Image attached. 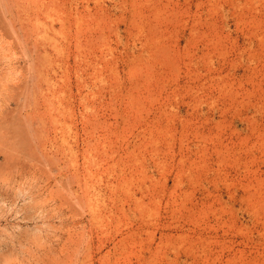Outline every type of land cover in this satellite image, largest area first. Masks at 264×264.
<instances>
[{"label": "rangeland", "instance_id": "obj_1", "mask_svg": "<svg viewBox=\"0 0 264 264\" xmlns=\"http://www.w3.org/2000/svg\"><path fill=\"white\" fill-rule=\"evenodd\" d=\"M0 264H264V0H0Z\"/></svg>", "mask_w": 264, "mask_h": 264}, {"label": "bare ground", "instance_id": "obj_2", "mask_svg": "<svg viewBox=\"0 0 264 264\" xmlns=\"http://www.w3.org/2000/svg\"><path fill=\"white\" fill-rule=\"evenodd\" d=\"M51 1V0H50ZM92 1V0H91ZM94 1V0H93ZM96 1V0H95ZM125 1V0H124ZM115 2V1H114ZM152 2V1H151ZM47 3V2H46ZM52 4H53V2H51ZM56 3V2H55ZM121 3H123V2H121ZM35 5H36V3H34ZM48 4H50V3H48ZM216 4V3H215ZM84 5V4H83ZM27 6V5H26ZM58 6V5H57ZM123 6V5H122ZM37 7V6H36ZM44 7V6H43ZM53 7V6H52ZM55 7V6H54ZM124 7V6H123ZM263 7V6H262ZM38 8V7H37ZM152 8V7H151ZM158 8V7H157ZM156 8V9H157ZM51 9V8H50ZM50 9H49V11H50ZM101 9V8H100ZM134 9V8H133ZM212 9V8H211ZM34 10V9H33ZM44 10V9H43ZM54 10V9H53ZM38 11V10H37ZM47 11V10H46ZM36 12V11H35ZM40 12V11H39ZM53 12V11H52ZM84 12V11H83ZM138 12V11H137ZM43 13H44V11H43ZM139 13H140V11H139ZM152 13V12H151ZM91 14V13H90ZM157 14V13H156ZM43 15V14H42ZM60 15V14H59ZM64 15V14H63ZM141 15H143V14H141ZM145 15V14H144ZM36 17H37V15H35ZM82 16V15H81ZM80 16V17H81ZM138 15L136 14V17H137ZM46 17V16H45ZM86 17H88V15L86 16ZM149 17V16H148ZM156 17V16H155ZM240 17V16H239ZM29 19V18H28ZM39 19V18H38ZM75 19H76V17H75ZM99 19V18H98ZM150 19V18H149ZM165 19V18H164ZM44 20V19H43ZM90 20V19H89ZM145 20V19H144ZM241 20V19H240ZM28 21V20H27ZM32 21V20H31ZM78 21V20H77ZM141 21V20H140ZM243 21V20H242ZM259 21V20H258ZM29 22H30V20H29ZM98 22H100V21H98ZM46 23V22H45ZM56 23V22H55ZM60 24V23H59ZM63 24V23H62ZM67 24H68V22H67ZM78 24V23H77ZM80 24V23H79ZM51 25V24H50ZM135 25H137V24H135ZM258 25V24H257ZM32 26V25H31ZM53 26V25H52ZM63 26H65V25H63ZM62 26V27H63ZM154 26V25H153ZM48 27H49V25H48ZM57 27H59V26H57ZM81 26H79V28H80ZM94 27V26H93ZM67 28H69V27H67ZM66 28V29H67ZM85 28H86V26H85ZM133 28V27H132ZM55 29V28H54ZM139 29V28H138ZM137 29V30H138ZM36 31V30H35ZM47 31V30H46ZM114 31V30H113ZM254 31V30H253ZM102 32V31H101ZM31 33V32H30ZM76 33V32H75ZM74 33V34H75ZM100 35V34H99ZM159 35V34H158ZM149 36V35H148ZM44 37V36H43ZM90 38V37H89ZM64 39V38H63ZM100 39V38H99ZM250 39V38H249ZM248 39V40H249ZM253 39V38H252ZM34 40H36V39H34ZM86 40V39H85ZM43 41V40H42ZM78 41V40H77ZM34 43V42H33ZM51 43V42H50ZM79 43V42H78ZM214 43V42H213ZM215 43H216V41H215ZM84 44V43H83ZM54 45H56V44H54ZM58 45V44H57ZM81 45V44H80ZM151 45V44H150ZM212 45V44H211ZM82 46V45H81ZM80 46V47H81ZM78 47V46H77ZM82 48V47H81ZM85 48V47H84ZM107 50V49H106ZM169 50V49H168ZM54 51V50H53ZM68 51V50H67ZM172 51V50H171ZM57 52V51H56ZM195 52V51H194ZM58 53V52H57ZM150 53V52H149ZM163 53V52H162ZM80 54V53H79ZM94 54V53H93ZM135 54V53H134ZM59 55H61V54H59ZM132 55V54H131ZM130 55V56H131ZM38 56H40V55H38ZM37 56V57H38ZM65 56V55H64ZM211 56V55H210ZM83 57V56H82ZM42 58V57H41ZM45 58V57H44ZM47 58V57H46ZM67 59V58H66ZM36 60V59H35ZM80 60V59H79ZM78 60V61H79ZM133 60H135V58L133 59ZM145 60H146V58H145ZM173 60H175V59H173ZM32 61H34V60H32ZM75 61V60H74ZM131 62H132V60H131ZM135 62V61H134ZM146 62V61H145ZM145 62H143V63H145ZM171 62V61H170ZM213 62V61H212ZM160 63V62H159ZM37 64V63H36ZM48 64H49V62H48ZM138 64V63H137ZM51 65V64H50ZM65 65V64H64ZM91 65H92V63H91ZM149 65V64H148ZM210 65V64H209ZM48 66V65H47ZM174 67L176 66V65H173ZM39 67V66H38ZM85 67V66H84ZM134 67L135 66H133V68L132 69H134ZM129 68V67H128ZM140 68V67H139ZM138 68V69H139ZM145 68V67H144ZM154 68V67H153ZM40 69V68H39ZM131 69V70H132ZM142 70V69H141ZM159 70V69H158ZM252 70V69H251ZM31 71V70H30ZM34 71V70H33ZM38 71V70H37ZM149 71V70H148ZM147 71V72H148ZM95 72V71H94ZM35 73V72H34ZM95 74V73H94ZM113 74V73H112ZM162 74V73H161ZM136 75V74H135ZM152 75V74H151ZM39 76V75H38ZM95 76V75H94ZM134 76V75H133ZM132 76V77H133ZM41 77V76H40ZM135 77H137V76H135ZM148 77V76H147ZM153 77V76H152ZM30 78V77H29ZM33 78V77H32ZM58 78V77H57ZM97 78V77H96ZM147 79V78H146ZM155 79V78H154ZM163 79V78H162ZM31 80V79H30ZM41 80V79H40ZM132 80V79H131ZM156 81V80H155ZM84 83V82H83ZM50 84V83H49ZM81 84V83H80ZM137 85V84H136ZM143 85V84H142ZM156 85H157V83H156ZM137 87H138V85H137ZM139 89V88H138ZM60 91V90H59ZM140 91H142V90H140ZM150 91V90H149ZM148 91V92H149ZM48 92V91H47ZM135 92H136V89H135ZM46 93V92H45ZM77 93V92H76ZM85 93V92H84ZM141 93V92H140ZM147 93V92H146ZM152 93V92H151ZM39 94V93H38ZM42 95V94H41ZM45 95H47V94H45ZM45 95H44V97H45ZM85 95V94H84ZM139 95V94H138ZM63 96V95H62ZM52 97H54V96H52ZM158 97V96H157ZM47 98V97H46ZM61 98V97H60ZM45 99V98H44ZM51 99V98H50ZM66 99V98H65ZM129 99V98H128ZM46 100V99H45ZM155 100V99H154ZM38 101V100H37ZM47 101H49V100H47ZM45 103V102H44ZM50 103H53V101L52 102H50ZM79 103V102H78ZM139 103H140V101H139ZM63 105V104H62ZM140 105V104H139ZM138 107V106H137ZM140 107V106H139ZM48 109V108H47ZM52 109V108H51ZM54 109V108H53ZM69 110V109H68ZM78 111V110H77ZM52 112V111H51ZM54 114V113H53ZM63 114V113H62ZM55 115V114H54ZM70 115L71 114H69V117H70ZM51 117H52V115H51ZM49 118V117H48ZM53 118V117H52ZM52 121V120H51ZM80 121V120H79ZM87 121V120H86ZM88 121H90V120H88ZM87 123V122H86ZM57 124V123H56ZM94 125V124H93ZM57 127V126H56ZM55 127V128H56ZM162 128V127H161ZM159 129V128H158ZM62 130V129H61ZM85 130H86V128H85ZM164 130V129H163ZM82 131V130H81ZM160 131V130H159ZM166 131V130H165ZM84 132V131H83ZM172 132V131H171ZM166 133V132H165ZM86 134V133H85ZM64 135V134H63ZM72 135V134H71ZM89 135V134H88ZM175 135V134H174ZM62 136V135H61ZM68 136V135H67ZM70 136V135H69ZM163 137V136H162ZM171 137V136H170ZM54 138V137H53ZM151 138V137H150ZM172 138V137H171ZM110 140V139H109ZM151 140V139H150ZM95 141V140H94ZM68 143V142H67ZM90 143V142H89ZM92 143V142H91ZM66 144V143H65ZM87 144V143H86ZM93 144V143H92ZM151 144V143H150ZM154 144V143H153ZM56 145V144H55ZM69 145V144H68ZM103 145V144H102ZM102 145H100V146H102ZM156 146V145H155ZM57 147V146H56ZM77 147V146H76ZM62 148V147H61ZM155 148V147H154ZM86 149V148H85ZM75 150V149H74ZM220 150H222V149H220ZM154 151V150H153ZM225 151V150H224ZM67 152V151H66ZM106 152V151H105ZM217 152V151H216ZM220 152V151H219ZM113 153V152H112ZM82 155V154H81ZM109 155V154H108ZM71 157V156H70ZM224 157V156H223ZM237 157V156H236ZM72 160V159H71ZM219 160V159H218ZM94 161V160H93ZM135 161V160H134ZM96 162V161H95ZM72 163H74V162H72ZM89 163V162H88ZM91 163V162H90ZM135 168V167H134ZM77 171V170H76ZM199 174V173H198ZM91 176V175H90ZM78 177V176H77ZM88 177V176H87ZM126 177V176H125ZM75 178V177H74ZM95 178V177H94ZM122 178V177H121ZM197 178V177H196ZM78 179V178H77ZM90 179V178H89ZM131 179V178H130ZM122 180V179H121ZM78 181V180H77ZM83 184V183H82ZM115 184V183H114ZM126 186H127V184H125ZM90 187V186H89ZM114 187H116V186H114ZM84 193H85V190H84ZM93 193V192H92ZM87 194V193H86ZM94 195V194H93ZM86 198V197H85ZM84 198V199H85ZM92 202V201H91ZM89 209V208H88ZM94 214V213H93ZM99 217V216H98ZM100 219V218H99Z\"/></svg>", "mask_w": 264, "mask_h": 264}]
</instances>
